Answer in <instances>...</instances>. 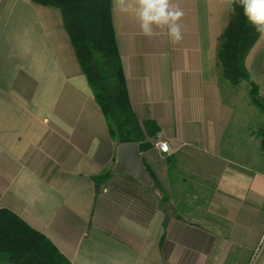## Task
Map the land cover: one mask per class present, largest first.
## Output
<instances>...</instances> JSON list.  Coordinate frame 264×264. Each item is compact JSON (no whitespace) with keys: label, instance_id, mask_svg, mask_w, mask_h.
I'll list each match as a JSON object with an SVG mask.
<instances>
[{"label":"crops","instance_id":"obj_1","mask_svg":"<svg viewBox=\"0 0 264 264\" xmlns=\"http://www.w3.org/2000/svg\"><path fill=\"white\" fill-rule=\"evenodd\" d=\"M171 2L184 12L179 44L166 34L145 37L133 17L111 9L126 99L145 134L137 145L153 180L146 186L113 173L120 144L59 9L0 0V209L43 235L67 264H264L260 127L248 116L249 84L232 86L217 66L229 13L219 0ZM245 69L264 98V36ZM253 143L261 168L223 156L247 155ZM188 160L202 165L203 179H177ZM184 185L187 199L178 192ZM0 264H8L4 255Z\"/></svg>","mask_w":264,"mask_h":264},{"label":"trees","instance_id":"obj_2","mask_svg":"<svg viewBox=\"0 0 264 264\" xmlns=\"http://www.w3.org/2000/svg\"><path fill=\"white\" fill-rule=\"evenodd\" d=\"M59 9L80 69L100 107L111 136L119 144H138L144 131L126 99L122 67L111 27V0H32ZM260 34L236 8L229 14L217 51L219 76L232 86L246 82L249 96L260 100L258 87L245 69V59ZM264 110V108H263ZM264 147V129L260 132ZM111 175L95 178L97 188ZM0 255L8 264H67L43 235L11 212L0 209Z\"/></svg>","mask_w":264,"mask_h":264},{"label":"clouds","instance_id":"obj_3","mask_svg":"<svg viewBox=\"0 0 264 264\" xmlns=\"http://www.w3.org/2000/svg\"><path fill=\"white\" fill-rule=\"evenodd\" d=\"M219 3L232 15L237 7L241 8L248 23L264 36V0H219ZM111 9L133 17L145 37L166 34L174 44L183 39L179 21L184 12L171 0H112Z\"/></svg>","mask_w":264,"mask_h":264},{"label":"rangeland","instance_id":"obj_4","mask_svg":"<svg viewBox=\"0 0 264 264\" xmlns=\"http://www.w3.org/2000/svg\"><path fill=\"white\" fill-rule=\"evenodd\" d=\"M244 85L246 87L245 83L242 84L243 87H244ZM248 107L250 109H252L253 111H255L254 114L249 113L248 116H249L250 120L252 121V123H255L258 121V129L260 127L259 130L261 132L264 129V110H263L264 98L261 96L259 102H257L254 98L253 99L251 98L250 103L248 104ZM236 143H238V142H236ZM249 147L251 148L252 151H249L247 153V155L243 152H238V151L229 152V151H227V152L223 153V156L225 157L226 160H229L230 162H232L233 164H235L237 166H244L241 168H245V169L254 171V170H256V168H261V167L257 166L256 162H255V159H256V157H255V154H256L255 143H253V146H249ZM261 147H263V146H261ZM262 151L264 152V147H263ZM232 155H234V158ZM200 168H203L200 163H195V162H191L190 160H188V164L182 166L181 175L179 177H177V179L181 180V179L185 178V179H187L186 182H188V183H189V180H188L189 178H191V181L193 179H195L197 181H198V179H203L204 174H202L199 171ZM191 191L192 190H188L186 188V185H184L182 187L178 186V192H180L182 198L187 199L188 197H191V195H190ZM184 193H186V194L184 195ZM161 195L163 196V193ZM173 196H174V194L172 192L170 198H173ZM166 197H168V196H166V195L163 196V198H166Z\"/></svg>","mask_w":264,"mask_h":264},{"label":"water","instance_id":"obj_5","mask_svg":"<svg viewBox=\"0 0 264 264\" xmlns=\"http://www.w3.org/2000/svg\"><path fill=\"white\" fill-rule=\"evenodd\" d=\"M129 173L146 186H153V180L144 168L137 144H120L116 148L114 174Z\"/></svg>","mask_w":264,"mask_h":264},{"label":"built area","instance_id":"obj_6","mask_svg":"<svg viewBox=\"0 0 264 264\" xmlns=\"http://www.w3.org/2000/svg\"><path fill=\"white\" fill-rule=\"evenodd\" d=\"M156 146L158 150L163 154H168L170 152V147L166 141H157Z\"/></svg>","mask_w":264,"mask_h":264}]
</instances>
